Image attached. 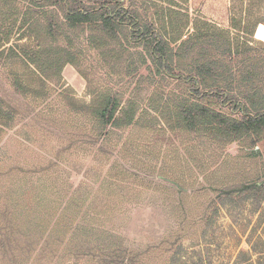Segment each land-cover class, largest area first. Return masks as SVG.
Returning <instances> with one entry per match:
<instances>
[{
	"label": "rangeland",
	"instance_id": "obj_1",
	"mask_svg": "<svg viewBox=\"0 0 264 264\" xmlns=\"http://www.w3.org/2000/svg\"><path fill=\"white\" fill-rule=\"evenodd\" d=\"M120 2L154 22L173 52L196 25L229 26L230 0ZM91 29L66 27L60 5L0 0V264H264V193L253 189L264 187V132L224 135L175 120L185 99L238 118L235 98L244 102L253 86L227 72L197 75L193 50L182 61L197 81L193 97L142 42L124 39L125 28L101 48ZM49 46L70 47L75 64L58 72ZM239 70L233 63L231 74ZM255 86L264 95V83ZM105 93L120 100L116 114L134 104L130 125L91 117L85 108Z\"/></svg>",
	"mask_w": 264,
	"mask_h": 264
},
{
	"label": "trees",
	"instance_id": "obj_2",
	"mask_svg": "<svg viewBox=\"0 0 264 264\" xmlns=\"http://www.w3.org/2000/svg\"><path fill=\"white\" fill-rule=\"evenodd\" d=\"M50 5H60L63 11L65 26L76 28L88 25L91 30L96 31L97 35L92 39L96 48L105 47L108 40H117L121 28L126 29L124 39L142 42L143 47L151 57L152 63L169 76L174 74L190 83L187 91L192 96H196L200 91L194 84L197 83L195 76L183 75L189 73L183 66L182 61L187 58L188 53L199 50L198 58L193 60L192 68L195 73L203 78L216 79L222 77L224 73H229L236 83H250L252 88L248 94L240 98V116L230 117L220 111L212 109L209 104L193 102L188 99L183 100L176 111V121L183 123L185 129L206 127L211 132H220L224 135H253L259 137L264 132V95L261 94V82L264 83V40H255L253 36L258 24L264 23V16H261L260 5L264 0H230L229 6V26L227 29L205 28L197 25L194 32L189 33L186 38L181 40L173 52L169 46L172 42L164 34L156 29V24L151 21L143 20L137 11L128 9L120 0H43ZM161 29H165L162 22H159ZM48 34L54 37V26L52 22L46 25ZM67 38V37H66ZM180 37L175 38L176 41ZM174 39V40H175ZM242 39L243 41H239ZM68 42L70 40L68 39ZM261 44L257 46L253 43ZM198 46V48H197ZM43 51V50H42ZM48 56H52L49 65L56 67L58 72L64 64H75V54L71 48L54 49L49 46ZM175 58L176 62L173 63ZM241 63L242 70L239 78L232 75L233 63ZM175 70L178 73L176 74ZM47 75V74H45ZM231 83V81H229ZM16 87L27 90L21 81L15 80ZM189 85V84H188ZM220 90L211 92V96H218ZM198 97V96H197ZM231 101V100H229ZM120 106V100L109 93L96 99L87 105L91 117L101 125H111L121 127L130 125L136 115L134 104L129 103L120 109V115L116 114ZM2 101L0 100V114L3 112ZM87 110V111H88ZM239 110V111H240ZM1 124V122H0ZM4 125V124H1ZM256 185L261 194L264 187ZM253 193V192H250Z\"/></svg>",
	"mask_w": 264,
	"mask_h": 264
},
{
	"label": "bare ground",
	"instance_id": "obj_3",
	"mask_svg": "<svg viewBox=\"0 0 264 264\" xmlns=\"http://www.w3.org/2000/svg\"><path fill=\"white\" fill-rule=\"evenodd\" d=\"M262 32H264V28L261 29ZM261 37V36H260Z\"/></svg>",
	"mask_w": 264,
	"mask_h": 264
}]
</instances>
